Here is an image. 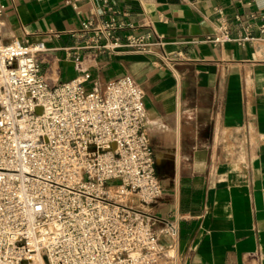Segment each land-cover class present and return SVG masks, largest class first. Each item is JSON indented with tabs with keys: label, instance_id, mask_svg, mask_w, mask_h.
<instances>
[{
	"label": "crops",
	"instance_id": "0c3cea01",
	"mask_svg": "<svg viewBox=\"0 0 264 264\" xmlns=\"http://www.w3.org/2000/svg\"><path fill=\"white\" fill-rule=\"evenodd\" d=\"M4 43H43L50 88L84 74L87 91L130 76L144 93L162 196L147 210L176 220L173 264H264V0H4ZM118 11L150 53L84 48L87 20ZM224 20L236 41H209ZM158 232L161 226L155 227Z\"/></svg>",
	"mask_w": 264,
	"mask_h": 264
},
{
	"label": "built area",
	"instance_id": "2783aa9c",
	"mask_svg": "<svg viewBox=\"0 0 264 264\" xmlns=\"http://www.w3.org/2000/svg\"><path fill=\"white\" fill-rule=\"evenodd\" d=\"M109 10L82 23L84 48L150 53L154 40L123 41ZM252 39L233 37L229 20L209 37ZM45 50L0 38V264H173L160 237L175 249L179 224L147 210L162 186L143 91L130 76L87 91L88 73L50 88L37 60Z\"/></svg>",
	"mask_w": 264,
	"mask_h": 264
}]
</instances>
